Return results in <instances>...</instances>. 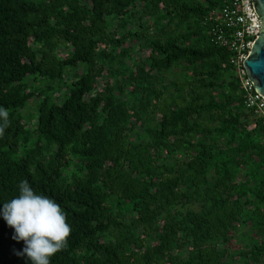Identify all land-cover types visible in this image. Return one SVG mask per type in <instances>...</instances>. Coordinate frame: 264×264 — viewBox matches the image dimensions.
I'll list each match as a JSON object with an SVG mask.
<instances>
[{"label": "trees", "instance_id": "1", "mask_svg": "<svg viewBox=\"0 0 264 264\" xmlns=\"http://www.w3.org/2000/svg\"><path fill=\"white\" fill-rule=\"evenodd\" d=\"M223 2L0 0V209L24 179L61 205L50 264L264 262V119L208 34ZM14 235L0 212V264H31Z\"/></svg>", "mask_w": 264, "mask_h": 264}, {"label": "clouds", "instance_id": "2", "mask_svg": "<svg viewBox=\"0 0 264 264\" xmlns=\"http://www.w3.org/2000/svg\"><path fill=\"white\" fill-rule=\"evenodd\" d=\"M10 124L9 112L0 107V138ZM18 192L0 209L7 224L15 229L13 239L24 242L18 254L31 264H50L52 257L69 246L72 228L67 213L55 199L38 194L27 179L19 182Z\"/></svg>", "mask_w": 264, "mask_h": 264}, {"label": "built area", "instance_id": "3", "mask_svg": "<svg viewBox=\"0 0 264 264\" xmlns=\"http://www.w3.org/2000/svg\"><path fill=\"white\" fill-rule=\"evenodd\" d=\"M208 18L212 42L231 52L230 64L239 79L246 107L264 119V99L255 92L244 67L252 50V38L260 35V16L253 0H224L222 7L211 11Z\"/></svg>", "mask_w": 264, "mask_h": 264}, {"label": "water", "instance_id": "4", "mask_svg": "<svg viewBox=\"0 0 264 264\" xmlns=\"http://www.w3.org/2000/svg\"><path fill=\"white\" fill-rule=\"evenodd\" d=\"M255 11L260 16V35L252 38V50L244 67L255 92L264 99V0H253Z\"/></svg>", "mask_w": 264, "mask_h": 264}, {"label": "rangeland", "instance_id": "5", "mask_svg": "<svg viewBox=\"0 0 264 264\" xmlns=\"http://www.w3.org/2000/svg\"><path fill=\"white\" fill-rule=\"evenodd\" d=\"M65 51L66 50L59 48V53L65 54ZM148 53L149 52H147L146 55ZM179 73H180V71H179ZM34 108H35V105L33 103H31L30 106L28 107V109L24 110V114L26 116H28L29 114H34V112H35ZM234 232H235V235H234V239L232 240V245L235 248H238V247L243 248V247H246V246L251 244L252 233L250 232L249 228L239 225L237 227V229H235ZM262 264H264V262Z\"/></svg>", "mask_w": 264, "mask_h": 264}]
</instances>
